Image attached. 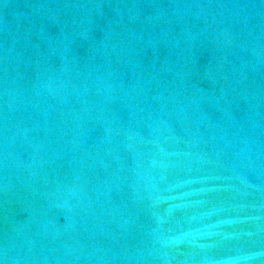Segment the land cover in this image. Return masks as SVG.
<instances>
[{
    "label": "water",
    "instance_id": "95a60500",
    "mask_svg": "<svg viewBox=\"0 0 264 264\" xmlns=\"http://www.w3.org/2000/svg\"><path fill=\"white\" fill-rule=\"evenodd\" d=\"M0 264H264V0H0Z\"/></svg>",
    "mask_w": 264,
    "mask_h": 264
}]
</instances>
